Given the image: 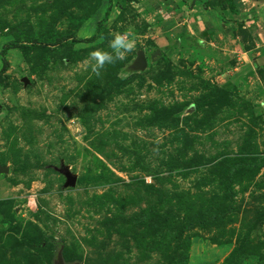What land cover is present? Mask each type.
Returning a JSON list of instances; mask_svg holds the SVG:
<instances>
[{
  "label": "rangeland",
  "instance_id": "374dc122",
  "mask_svg": "<svg viewBox=\"0 0 264 264\" xmlns=\"http://www.w3.org/2000/svg\"><path fill=\"white\" fill-rule=\"evenodd\" d=\"M218 3L0 0V264H264V57L221 88L247 34L193 40Z\"/></svg>",
  "mask_w": 264,
  "mask_h": 264
},
{
  "label": "crops",
  "instance_id": "0c3cea01",
  "mask_svg": "<svg viewBox=\"0 0 264 264\" xmlns=\"http://www.w3.org/2000/svg\"><path fill=\"white\" fill-rule=\"evenodd\" d=\"M232 2L236 8V13H231L229 10H221L219 0L218 6H215V9L209 7L196 9L197 21L193 23L195 26L193 40L196 41L197 37H202L197 33V28H204L206 30V27L212 26L216 21L215 17H217L218 13H222L223 15L229 12L231 14L232 21L229 23L225 22L228 27L232 28L235 25L234 23H237L242 29L246 30L247 35L244 40H240L238 36L236 39H231L233 43L232 51L235 52L233 53L235 61L231 66L232 68L229 71L230 73H228L227 79L221 83V88L226 90L235 88V84L240 77L244 76L246 78L247 75L252 76L259 62L256 56L262 55L264 57V0H232ZM193 11H195V8L187 10V14H191ZM202 35L205 36V33ZM201 41L205 43L206 40ZM247 45L251 46L247 48Z\"/></svg>",
  "mask_w": 264,
  "mask_h": 264
},
{
  "label": "clouds",
  "instance_id": "9594fccd",
  "mask_svg": "<svg viewBox=\"0 0 264 264\" xmlns=\"http://www.w3.org/2000/svg\"><path fill=\"white\" fill-rule=\"evenodd\" d=\"M129 35L121 32L112 33L108 41V48L111 51L101 49L91 51L89 56L94 62L90 65L92 72L99 75L106 64L111 65L118 60L124 59L125 54L133 49V42Z\"/></svg>",
  "mask_w": 264,
  "mask_h": 264
},
{
  "label": "water",
  "instance_id": "95a60500",
  "mask_svg": "<svg viewBox=\"0 0 264 264\" xmlns=\"http://www.w3.org/2000/svg\"><path fill=\"white\" fill-rule=\"evenodd\" d=\"M137 66L144 68L146 66V59L145 55L143 52H140L137 56ZM26 82V79H23ZM7 168L6 167H0V173H7ZM62 173L66 177V185L74 186L76 183V178L67 170H63Z\"/></svg>",
  "mask_w": 264,
  "mask_h": 264
},
{
  "label": "trees",
  "instance_id": "16d2710c",
  "mask_svg": "<svg viewBox=\"0 0 264 264\" xmlns=\"http://www.w3.org/2000/svg\"><path fill=\"white\" fill-rule=\"evenodd\" d=\"M219 7L221 10H229L231 13H236V8L232 2V0H220ZM4 49H10L12 47H3ZM9 66L8 61L5 59V57L2 56L1 58V68L0 71H5ZM224 91H227L226 89H223Z\"/></svg>",
  "mask_w": 264,
  "mask_h": 264
}]
</instances>
